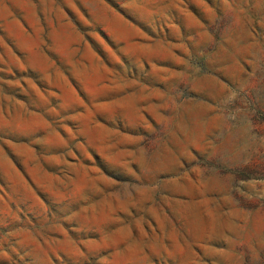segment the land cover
Listing matches in <instances>:
<instances>
[{"label": "rangeland", "instance_id": "obj_1", "mask_svg": "<svg viewBox=\"0 0 264 264\" xmlns=\"http://www.w3.org/2000/svg\"><path fill=\"white\" fill-rule=\"evenodd\" d=\"M0 264H264V0H0Z\"/></svg>", "mask_w": 264, "mask_h": 264}]
</instances>
